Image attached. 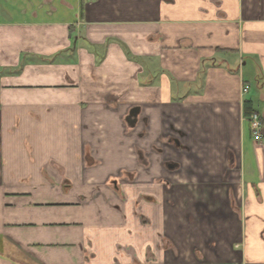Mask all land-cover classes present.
<instances>
[{"label": "crops", "instance_id": "0c3cea01", "mask_svg": "<svg viewBox=\"0 0 264 264\" xmlns=\"http://www.w3.org/2000/svg\"><path fill=\"white\" fill-rule=\"evenodd\" d=\"M219 1L0 0V264H264V0Z\"/></svg>", "mask_w": 264, "mask_h": 264}, {"label": "rangeland", "instance_id": "374dc122", "mask_svg": "<svg viewBox=\"0 0 264 264\" xmlns=\"http://www.w3.org/2000/svg\"><path fill=\"white\" fill-rule=\"evenodd\" d=\"M211 1L214 2V3H216L217 9L220 10V8H222L221 7L222 5H221V3H220L219 0H211ZM249 133H250V129H249ZM138 138H140V137H138ZM173 138H175L177 140L178 146L180 145L182 147V149H184V150L186 149V145H185V143H183L184 142V138L183 139H180V141L175 136ZM172 146H173L172 144L166 145L167 148L165 150H168V151H171L172 152V150H174V147H175V146L174 147H172ZM159 148L160 147H157L156 146L154 150L157 152V150H159ZM141 153L142 152H141L140 140L137 139V140H135V144L133 146V163L137 167H140V166H148L147 163L146 164H143L142 163V155H141ZM165 158H166V156H165ZM165 162H166L167 165H169V166H165L168 169H172L173 167H175L173 165V162L171 160L165 161ZM125 174L126 175H130L129 173H125ZM135 174L138 175V174H140V172L139 173L136 172ZM169 175L170 176H173L171 173L166 172V176H169ZM114 179L117 180V178H114ZM129 180L133 182L134 181V178L129 179V177L127 178L126 176L120 178V181L122 183L128 182ZM174 180H176V179H174ZM160 182L163 184V189H165V192H167V193H171L172 194L173 190L176 188L175 187V183H172L171 182V184H170L169 183L170 181H168V180H167V182H162V181H160ZM185 184L186 185H189L188 183H185ZM109 186L112 188L113 185L110 184ZM188 187L184 186V188H187V190H191V189L193 190L192 187H191V189H188ZM221 189L222 190H227V192H228L229 198H227L226 201H223V202H220V203L215 202V203H207V204L205 202L202 203V204L201 203H196L195 204V207L193 208V210L196 209V210H198L200 212H206V213H207V210L208 211H211V215H210L211 216V221H214L215 219L218 220V218L220 217L219 214H223L224 212H227L226 214H227L228 221L229 222H232L233 223V226L243 225L244 224L243 223L244 220H243V218L241 219V216H240V210H241V207H242L243 204H241V202L239 200L240 197H238V194L240 192V189H238L237 187H235V184H233V182H231V181L228 182V183H226V185H223L221 187ZM233 191H235V192L237 191L236 197H234ZM223 193L225 194V191H223ZM142 196L140 195L139 198H141ZM167 199H168V201H167L166 206H168V207L169 206H173L174 205L173 198H167ZM151 200L154 201L155 204H157L156 203V201H157L156 199L151 198ZM181 205H182L183 208H186L185 207L186 204L182 203ZM140 220L142 222H144L142 218H140L139 220L137 219V221L136 220L135 221L138 222ZM163 243L165 244L166 247H171L168 239L166 240L164 238ZM160 247H161V250H162L164 246L161 244Z\"/></svg>", "mask_w": 264, "mask_h": 264}, {"label": "built area", "instance_id": "2783aa9c", "mask_svg": "<svg viewBox=\"0 0 264 264\" xmlns=\"http://www.w3.org/2000/svg\"><path fill=\"white\" fill-rule=\"evenodd\" d=\"M248 91V86L243 85L241 92L245 94ZM250 129V135L254 142L258 144L264 143V122L259 114L252 113L247 117Z\"/></svg>", "mask_w": 264, "mask_h": 264}, {"label": "trees", "instance_id": "16d2710c", "mask_svg": "<svg viewBox=\"0 0 264 264\" xmlns=\"http://www.w3.org/2000/svg\"><path fill=\"white\" fill-rule=\"evenodd\" d=\"M252 113H256L255 111H253L249 106L248 104H245L244 105V115L246 117H248L249 115H251Z\"/></svg>", "mask_w": 264, "mask_h": 264}]
</instances>
